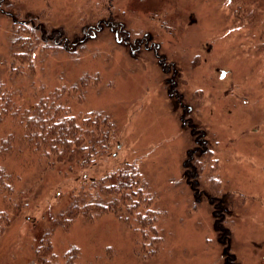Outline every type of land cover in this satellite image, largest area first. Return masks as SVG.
I'll return each instance as SVG.
<instances>
[{"label": "rangeland", "instance_id": "1", "mask_svg": "<svg viewBox=\"0 0 264 264\" xmlns=\"http://www.w3.org/2000/svg\"><path fill=\"white\" fill-rule=\"evenodd\" d=\"M113 4L109 11L105 0H0L3 13L40 23L45 36L58 29L73 45L82 40L74 55L42 51L35 79L47 89L96 75L71 102L76 111L107 112L115 126L109 151L86 171L30 166L26 152L10 161L16 193L36 189L40 197L2 235L0 264H67L72 246L76 264H264V25L249 32L215 0ZM5 21L0 61L8 54ZM10 123L0 121V137L15 128ZM202 148L214 167L207 178H191L193 185L186 165ZM123 160L138 166L157 212L163 244L153 256L114 213H63L91 179ZM46 240L52 256L36 254Z\"/></svg>", "mask_w": 264, "mask_h": 264}, {"label": "trees", "instance_id": "2", "mask_svg": "<svg viewBox=\"0 0 264 264\" xmlns=\"http://www.w3.org/2000/svg\"><path fill=\"white\" fill-rule=\"evenodd\" d=\"M105 1L110 3V11L114 0ZM215 1L225 5L232 20L244 24L245 28L252 30L249 32H253L258 23L264 25V0ZM0 9V20H6L4 31L9 33L8 54L0 61V121H11L13 124H10L15 127L11 126L0 137L1 239L12 219L21 213L30 201L40 197L39 192L33 188V193L31 189L19 190L16 193V175L8 165L10 161L16 160L26 152L30 160L23 158L22 161L30 166L41 164L43 167L44 164V169L48 167L59 172L73 171L75 166L78 171H86V168L91 167L109 151L115 126L107 112L76 111L71 102L73 99L80 101L84 88L97 83L96 75L91 77L90 74L83 73L74 81L71 78L66 83L53 82L47 89L39 78L35 79L34 61L39 54L44 55L42 51L48 50L54 55H74L82 45V40L76 39V42H73L76 44L73 45L70 40L67 41L69 37L65 35V31L58 29L45 36L44 27L40 23L36 25L25 19L12 18L11 15L3 13L1 7ZM140 31L139 29L135 32L140 36ZM145 39L146 37L141 36V41ZM39 45L41 48L35 50ZM53 76H56L55 72ZM23 93H26V96H21ZM15 147L18 148L17 151ZM190 153L192 152L190 151L189 155ZM199 153L201 156L197 159L190 155L191 162L188 160L186 165L189 176L187 181L193 185L191 178L201 177V174L207 178V170L214 167V159L209 160L206 157L211 154L207 148L200 149ZM215 178L209 177V180L213 179L210 185H215ZM90 181L89 190L81 196H72L71 203L63 213L68 214L69 219L79 215L92 218L93 214L114 213L133 226L140 235L141 244H148L147 255H155L158 247L163 244V238L156 226L157 212L150 207L152 199L146 192L147 183L138 166L123 160L107 173ZM15 194L16 197H12ZM11 203L13 204L10 206ZM41 250L52 256L49 240L37 245L36 254ZM78 253V248L72 246L66 253L67 264H76ZM228 254L232 257L231 253ZM43 263L46 264L47 261L43 260Z\"/></svg>", "mask_w": 264, "mask_h": 264}, {"label": "water", "instance_id": "3", "mask_svg": "<svg viewBox=\"0 0 264 264\" xmlns=\"http://www.w3.org/2000/svg\"><path fill=\"white\" fill-rule=\"evenodd\" d=\"M223 74H224V73H223V72H221V76H223Z\"/></svg>", "mask_w": 264, "mask_h": 264}]
</instances>
